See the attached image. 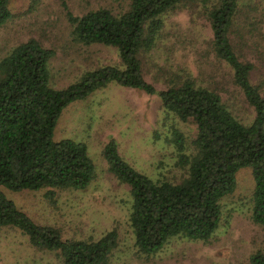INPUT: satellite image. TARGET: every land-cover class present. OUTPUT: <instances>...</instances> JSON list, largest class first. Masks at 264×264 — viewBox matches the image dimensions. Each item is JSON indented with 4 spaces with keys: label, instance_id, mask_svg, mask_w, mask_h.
<instances>
[{
    "label": "trees",
    "instance_id": "1",
    "mask_svg": "<svg viewBox=\"0 0 264 264\" xmlns=\"http://www.w3.org/2000/svg\"><path fill=\"white\" fill-rule=\"evenodd\" d=\"M11 1L0 0V29L12 16ZM181 2L132 0L119 15L107 8L71 15L74 38L85 45L116 47L123 67L88 70L65 88L51 86L49 63L55 51L35 38L0 61V230L20 228L36 246L59 250L66 264L107 263L118 243L116 230L96 241L63 239L59 230L37 224L1 187L85 189L96 176L87 145L71 138L57 141L54 132L69 104L111 82L158 95L168 115L197 125L191 146L177 127L171 129L178 164L186 170L180 181L155 180L140 172L122 157L114 138L104 147L110 172L131 189L130 221L140 251L154 254L174 237L209 240L220 226L221 201L236 190L237 173L245 167L252 169L255 182L252 217L264 225V96L251 81L254 64L240 58L231 38L239 0H220L209 18L215 57L231 68L233 82L255 111L249 125L218 91L197 85L189 72L174 73L164 89L145 77L143 58L162 39L163 16ZM249 264H264V252L251 255Z\"/></svg>",
    "mask_w": 264,
    "mask_h": 264
},
{
    "label": "rangeland",
    "instance_id": "2",
    "mask_svg": "<svg viewBox=\"0 0 264 264\" xmlns=\"http://www.w3.org/2000/svg\"><path fill=\"white\" fill-rule=\"evenodd\" d=\"M220 0H182L164 16L162 39L143 58L146 79L158 89L167 87L174 73L189 72L197 85L215 89L232 112L246 125L255 116L233 71L215 57L210 11ZM132 0H12L11 18L0 29V61L14 47L35 38L55 55L49 63L54 88H65L88 70L106 65L123 67L118 49L103 44L85 45L74 38L70 16L100 8L119 15ZM231 38L244 61H251V81L264 96V0H239ZM186 137L197 136L192 119L168 115L158 95L118 85L94 91L69 104L56 125L54 139L71 138L87 145L96 176L82 190L45 187L12 191L1 187L37 224L59 230L63 239L96 241L111 230L118 243L106 264H249L264 252V225L253 220L254 177L250 167L237 173L236 190L221 201L222 219L207 241L174 237L147 254L139 250L131 226L132 196L129 185L110 172L103 155L114 138L120 154L140 172L155 180L180 181L186 170L178 164L171 140L172 126ZM0 264H66L59 250L36 246L15 226L0 230Z\"/></svg>",
    "mask_w": 264,
    "mask_h": 264
}]
</instances>
